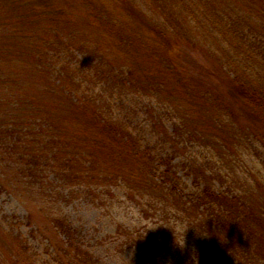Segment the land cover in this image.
<instances>
[{
	"label": "trees",
	"instance_id": "1",
	"mask_svg": "<svg viewBox=\"0 0 264 264\" xmlns=\"http://www.w3.org/2000/svg\"><path fill=\"white\" fill-rule=\"evenodd\" d=\"M152 1L165 11V18L151 15L134 4H124L130 16L128 22L138 21V28H145L146 39L142 45L144 51L129 49L133 45L130 38L123 46L132 54L145 55L161 64L156 67L163 77L159 84L143 86L134 80L132 70L118 68L109 61L104 65L102 53L96 68L91 67L95 64L88 67L78 65L79 62L72 64L80 75L96 77L98 82L88 83L75 77L72 79L78 83H71L63 77L68 71L64 62L70 48L54 46L51 41L59 39L54 28V37L45 41L44 48L32 45L30 56L27 55L33 62L30 72L45 81L43 91L49 93L50 102L46 101V108L40 112V120L47 125L49 135H36L30 128L32 122L24 126L19 122L20 117L1 123L2 161L15 163L12 177L17 184L27 178L29 184L48 186V202L68 201L78 191L88 199L89 189L97 185L99 189L103 187L101 191L106 187L118 190L119 197L137 206L146 205L157 218L155 224L159 223L160 231L166 232L163 243L172 235L177 239L173 241L175 246L181 245L177 241H184L185 234L195 239L193 245L190 243L193 251L189 264H207L209 259L218 261L220 253H228L227 245L264 253V83L250 70L255 67L253 62L258 55L264 57V48L260 46L264 41V0L246 1L252 14L255 10L253 15L259 18L258 11L262 12V26L250 28L247 25L253 23H247L246 18L229 17L228 13L225 20L222 18L227 32L232 34L229 40L243 48L244 56L252 63L245 60L243 74L233 71L219 89L207 86L203 77H195L198 75L187 69V60L172 46L178 33L189 36L184 18L202 29L206 16L224 12L218 13L207 5L198 13L186 0ZM99 6L90 5L96 9ZM114 13L121 21L122 17ZM128 22L123 24L128 27ZM212 31L207 26L205 37L211 38ZM159 47L163 52H156ZM53 50L57 57L63 58L64 66L60 69L47 54ZM86 60L85 57L84 64ZM257 60L264 62L262 58ZM108 92L111 96L106 97L104 94ZM239 99L244 107L241 110L252 122L239 119L235 106ZM63 111L60 123L57 118ZM160 112L162 115L155 116ZM31 119L39 123L35 117ZM158 120L162 127L158 126ZM69 124L74 125L72 132ZM219 135L223 140L234 138L235 141L229 154L225 148H229L228 144H222L226 152L218 160L188 151L194 148L205 152V146L219 147L222 142ZM235 152L258 161L254 164L252 181L247 177L237 179V161L230 157ZM52 209L49 218L55 227L53 232L63 239L54 247L56 262L99 264L95 249L88 248L70 217ZM117 226L114 236L118 252L144 247L151 240L149 234L147 240L140 241L141 234L135 226L122 223ZM128 228H133L132 232ZM6 230L17 259L21 257L23 264H37V255L30 251L16 229ZM185 246L186 242L181 249ZM172 261L182 264L184 258L175 253Z\"/></svg>",
	"mask_w": 264,
	"mask_h": 264
},
{
	"label": "rangeland",
	"instance_id": "2",
	"mask_svg": "<svg viewBox=\"0 0 264 264\" xmlns=\"http://www.w3.org/2000/svg\"><path fill=\"white\" fill-rule=\"evenodd\" d=\"M186 1L192 3L198 13L203 12L207 5L212 6L218 13L224 12L222 15L212 13L211 16H206L202 29L195 27L192 21L184 18L183 22L189 36L178 33L174 37L175 45L172 46L179 51V56L187 60V69L198 75L195 77H203L207 86L219 89L221 82L227 81V76L233 71L239 75L243 74V68L247 65L245 60L252 63L251 59L245 57L246 51L229 40L232 34L227 32L229 29L224 24L225 14L228 13L229 17L246 18L247 23L249 21L253 23V26H247L254 28V26H262V12L258 11L259 18L253 15L255 10L252 14L247 0ZM93 4L100 6L97 9L91 8L90 5ZM124 4H134L151 15L165 18V11L152 0H0V124L8 123L11 118L20 117L19 122L24 123V126L32 122L30 128L35 130L36 135H49L50 130L47 125L40 120V112L46 108V101L50 102L49 93L45 94L43 91L45 81L42 78L37 79L30 72L33 62L30 61L29 53L32 45H38L43 49L45 41L54 37L52 32L54 28L59 33L57 35L59 39L56 42L51 41L54 42V46L56 45L58 49L70 48V53L64 62L68 65V67L65 65L68 71L63 77L71 83L77 82L72 79L75 77L88 83L98 82L96 77L80 75L78 68L72 67V64L79 62L78 65L85 67L96 65L102 53L105 55L104 65L107 63L105 61H109L118 68L132 70L134 80H139L143 86L148 83L159 84L158 80L163 77L157 73L156 67H160L161 64L157 63V60L144 57L145 55L135 54L136 52L132 54L123 46L130 38L133 45L127 46L129 49L141 48L144 51L145 47L142 45L146 39L145 28H138L140 26L138 21L128 22L130 16ZM114 11L122 17V22ZM125 22H128V27L123 24ZM207 26L213 30L211 32L213 39L205 37ZM35 46H33L34 51ZM260 46L264 48V41H261ZM155 50L157 53L163 52L160 47ZM47 54L53 64H56L57 69L64 66L63 58L57 57L54 50ZM85 57L87 60L84 64ZM260 58L264 59L263 56L258 55L257 59ZM257 59L253 62L255 67L250 70L259 82L264 83V62ZM91 67L96 68L97 65ZM104 95L111 96L109 92ZM235 106L239 110L240 120L244 123L252 122L241 110L244 108L241 99L239 103L235 102ZM64 114V111L59 114L58 122L62 123ZM160 115L161 112L155 116ZM32 117L38 119L39 123H33ZM158 122V126L162 127L161 122L159 120ZM69 128L72 132L74 125L69 124ZM219 136V141L222 142L217 148L205 146L203 147L205 152L194 148L188 151L198 157L209 156L218 160L220 154L226 152L222 144L225 142L228 144L229 148L224 147L229 154L235 141L234 138L226 141L221 135ZM2 156L0 155V264H23V259L21 257L17 259L15 256V249L5 234L6 229L11 227L16 229L24 242L28 243L30 251L37 255V264L41 262L58 264L55 260L54 247L63 239L57 232H53L55 227L49 218L51 207L54 212L70 217L88 248L95 249L93 251L96 258L100 259L99 264H173L172 255L175 253H178L181 259L184 258L182 264H189V256L193 251L190 243L193 245L195 239L185 234L184 241H177L181 245L175 246L173 241L177 239L172 235L163 243L166 232L164 231L163 234L160 231L159 223L155 224L157 218L146 205L137 206L134 202L119 197L118 190L106 187L101 191L103 187H100V190L99 186L92 184L89 185L92 186L89 189L91 194L88 199H84L83 193L78 191L75 197H70L68 201L48 202L46 197L48 186L41 187L32 182L29 184L27 178H23L22 183L17 184L12 177L15 163L10 162L9 167L6 161H2ZM230 157L237 161L235 165L237 179L243 180L247 177L252 181L251 178L255 173L254 164L258 161L250 160L248 154L238 152ZM118 223L139 229L140 241L147 240L149 234L151 240H147L142 249L136 246L118 252L115 249L114 236ZM128 230L132 232L133 228ZM185 242L187 246L181 249ZM50 243L51 247H49ZM188 248L191 249L190 252ZM225 250L228 253H220L218 261L209 259L207 264H264V253H256L253 249L248 251L246 248L227 245Z\"/></svg>",
	"mask_w": 264,
	"mask_h": 264
}]
</instances>
